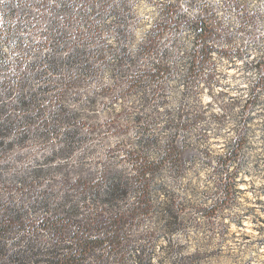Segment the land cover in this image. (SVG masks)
<instances>
[{
  "label": "trees",
  "instance_id": "1",
  "mask_svg": "<svg viewBox=\"0 0 264 264\" xmlns=\"http://www.w3.org/2000/svg\"><path fill=\"white\" fill-rule=\"evenodd\" d=\"M52 1V21L38 41L24 36L32 28L25 16L0 22V186L28 200H14L10 192L8 201L0 200V264H152L155 238L148 234L146 245L135 247L123 227L149 216L170 232L184 226L179 213L186 206L160 178L166 171L182 174L180 129L170 111L159 112L162 94L131 101L121 118L114 106L144 80L161 78L157 64L147 70L141 63L152 42L133 44L136 17L128 0ZM16 3L32 8L42 0ZM62 12L78 23L65 21ZM118 82L124 88L112 94ZM159 122L171 129L164 139ZM131 125L133 137H124ZM111 135L123 137L109 147ZM244 140L243 131L220 159L232 161ZM35 146L38 155L22 165L8 158ZM83 167L90 169L75 172ZM161 197L166 201L158 202ZM180 248L170 242L159 263L192 264Z\"/></svg>",
  "mask_w": 264,
  "mask_h": 264
},
{
  "label": "rangeland",
  "instance_id": "2",
  "mask_svg": "<svg viewBox=\"0 0 264 264\" xmlns=\"http://www.w3.org/2000/svg\"><path fill=\"white\" fill-rule=\"evenodd\" d=\"M128 1L136 17L131 28L133 44L152 42L150 55L141 63L147 70L152 63L157 64L163 73L153 82L144 80L132 95L123 96L114 106L121 118L123 107L131 101L138 103L152 92L164 95L165 105L159 112L170 111L179 125L178 146L183 162L180 177L173 178L166 171L160 178L180 195L186 207L179 213L184 226L176 231L165 230L158 218L149 216L125 224L126 236L135 247L146 245L148 234L155 238L152 264H160L170 242H178L179 253L189 256L185 263L264 264V2L209 0L203 16L182 23L183 17L173 19L177 4L164 8L169 0ZM157 4L163 11L157 9ZM51 8H56L55 1L42 0L41 5L27 8L16 0H0V22L11 23L25 16L32 28L30 35L24 36L38 41V32L52 21ZM153 10L156 19H152ZM61 15L65 21L78 23L69 18L72 14ZM103 81L109 80L106 77ZM123 88L124 84L118 82L112 94ZM182 105H186L184 112L177 113ZM104 116L101 112L100 119ZM155 128H164V124L159 122ZM133 131L131 125L124 137H133ZM170 131L164 128L162 139ZM243 131L245 140L238 154L224 162L232 141ZM122 137H105L106 145L110 147ZM105 148L100 147L98 153ZM37 149L15 151L8 158L14 166L22 165L38 155ZM78 160L79 153L72 162L77 165ZM89 169L75 172L86 173ZM11 173L4 176L8 187ZM231 173L236 175L231 177ZM7 192L14 200L28 201L1 186L0 200L10 199ZM160 201L166 199L161 197ZM172 260L163 264H171Z\"/></svg>",
  "mask_w": 264,
  "mask_h": 264
},
{
  "label": "clouds",
  "instance_id": "3",
  "mask_svg": "<svg viewBox=\"0 0 264 264\" xmlns=\"http://www.w3.org/2000/svg\"><path fill=\"white\" fill-rule=\"evenodd\" d=\"M169 2L177 4L176 15L173 17V19H175L176 17H183V19H180L182 23H190L197 20L198 17L200 18L204 15L203 9L209 6V0H195V3H193V0H179L178 3L177 0H169ZM262 2H264V0H262ZM156 7L157 9L163 11V8L160 4H157ZM156 18L157 14L155 10H153L152 19ZM11 55L12 54L10 53V58Z\"/></svg>",
  "mask_w": 264,
  "mask_h": 264
}]
</instances>
